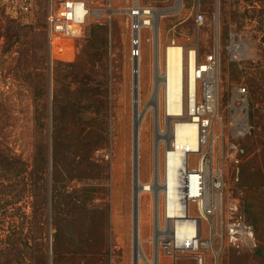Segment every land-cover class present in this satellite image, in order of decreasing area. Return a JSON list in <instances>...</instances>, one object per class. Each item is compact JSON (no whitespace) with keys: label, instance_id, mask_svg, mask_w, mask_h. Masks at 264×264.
I'll list each match as a JSON object with an SVG mask.
<instances>
[{"label":"rangeland","instance_id":"obj_1","mask_svg":"<svg viewBox=\"0 0 264 264\" xmlns=\"http://www.w3.org/2000/svg\"><path fill=\"white\" fill-rule=\"evenodd\" d=\"M68 1L0 0V264H264V0H140L156 25L143 31L137 76L131 0H85L81 36L51 21ZM173 43L211 61L212 196L204 212L188 202L198 248L167 244L159 188L177 116L155 64ZM58 199L78 213L61 236ZM77 200L104 210L108 226Z\"/></svg>","mask_w":264,"mask_h":264},{"label":"bare ground","instance_id":"obj_2","mask_svg":"<svg viewBox=\"0 0 264 264\" xmlns=\"http://www.w3.org/2000/svg\"><path fill=\"white\" fill-rule=\"evenodd\" d=\"M78 19H82V14ZM155 25L156 23H153L154 27ZM163 58L164 63L159 61V66L155 64L159 78L157 86L160 88L159 85L164 84L167 114L177 116L178 122L172 127L173 143L166 151L164 158L166 173L159 188L165 198L167 216L172 218L171 235L176 246L190 245L196 248L200 242L198 220L193 218L192 207L188 206V202L194 201L202 210L204 202L201 196L206 195L207 201L212 196L211 181L209 183L207 180L206 186L202 187L198 174L193 169L197 163L205 164L204 155L208 146V143L201 141L199 122L201 119L194 116L197 111L199 83L196 70L198 67L206 70L208 65L198 63L194 50H188L176 43L166 47ZM190 115L194 117L189 119ZM209 173L208 166V176ZM144 188L148 189L151 186ZM193 197L197 199H192ZM167 244H171V241ZM205 244L209 245L210 240ZM138 253H141V250Z\"/></svg>","mask_w":264,"mask_h":264},{"label":"built area","instance_id":"obj_3","mask_svg":"<svg viewBox=\"0 0 264 264\" xmlns=\"http://www.w3.org/2000/svg\"><path fill=\"white\" fill-rule=\"evenodd\" d=\"M82 10V12H81ZM90 7L86 3L85 0H70L64 5H62L60 8H58L55 15L51 16V21L54 22H62L65 26L62 29H59V31L62 34L65 35H82L83 34V27L87 23L88 15L90 14ZM81 12L83 17L82 19H78L77 15ZM126 14L128 17V24H129V30H130V56L132 61V73L133 75L137 76L140 72V62H141V56L143 52V31L149 27L153 26V23L155 22L156 17V10L153 6L148 5L146 3H143L140 0H131L130 5L126 9ZM202 18V15L199 16V20ZM181 45V44H180ZM193 50V49H188ZM195 51V50H194ZM196 53V51H195ZM208 65V68L211 66V61ZM207 68V69H208ZM202 70L200 67L196 70V75L198 81H201V88L202 92L199 96L198 94V101H197V111L194 116H198L201 120L199 121L201 124V131H200V137L201 141L204 143H207L208 136L211 132V126H212V118L205 114V112L211 108V105L214 103V92H213V83L211 80L206 78L207 71L208 70ZM245 92L246 89L243 88L242 92ZM193 115H190L189 119L194 117ZM178 119V117H177ZM174 122V126L177 125L178 120ZM206 160V155H204V162ZM193 169L198 174V179L200 181V185L202 187L206 186L207 180L210 183L209 176L207 175V164L197 163ZM208 178V179H207ZM216 186H220L222 184L221 178L217 177L215 180ZM202 201L204 202V207L202 208V212H204L206 209L209 210V201L206 200V195H202ZM211 198V197H210ZM192 199H197L196 197H193ZM206 205V206H205ZM208 205V206H207ZM234 227V224H233ZM240 234L241 233L238 230H235V228L232 229V234ZM236 236V235H234ZM175 241V240H174ZM171 241V244L168 245H175V242ZM169 243V242H168ZM190 246V245H186ZM178 247V246H177ZM195 248L194 246H190ZM199 247V243L197 244V247ZM200 264L203 263V257L199 256Z\"/></svg>","mask_w":264,"mask_h":264},{"label":"trees","instance_id":"obj_4","mask_svg":"<svg viewBox=\"0 0 264 264\" xmlns=\"http://www.w3.org/2000/svg\"><path fill=\"white\" fill-rule=\"evenodd\" d=\"M3 158H4V160L6 159L9 162H11V164L12 163H15V162L22 163L20 160H17L16 159V156L15 155H13L11 153H5L4 156H3ZM0 185H1V183H0ZM56 188L58 189V187H56ZM60 193H61L60 190H57V194H60ZM44 198H45V202L46 201L47 202L49 201L46 196ZM64 203L65 202H64L63 199H58L57 202H56V204L58 205L57 206L58 207V210H56V212H57L56 213V220H57L56 225H57V229H58V232H59L58 233V236H61L62 230H63V228H65V226L67 227L68 222L71 221V220H74L75 218H77L75 216L78 215V213H77V214H73L71 216L70 214L65 213L64 212V208H63ZM75 203L77 204V207H76L77 210L78 209L80 210L81 208L87 209L89 212H91L92 214H94L95 216H97L98 221L101 220V223H102L103 226H105V227L108 226V224H109L108 223V217H107L106 212L104 210H101L100 208H88V206L87 207L84 206L82 204V202L79 201V200L75 201ZM51 204H52V206H54L53 201H51ZM47 220L50 222L49 216L47 217ZM51 220H52V218H51ZM53 220H54V218H53ZM74 221H76V220H74Z\"/></svg>","mask_w":264,"mask_h":264}]
</instances>
